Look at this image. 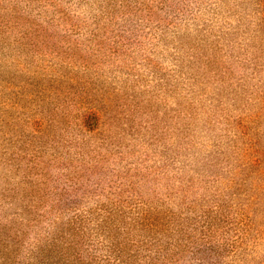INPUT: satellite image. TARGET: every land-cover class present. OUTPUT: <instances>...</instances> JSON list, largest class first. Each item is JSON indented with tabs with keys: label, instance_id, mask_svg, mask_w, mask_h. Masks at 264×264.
<instances>
[{
	"label": "rangeland",
	"instance_id": "obj_1",
	"mask_svg": "<svg viewBox=\"0 0 264 264\" xmlns=\"http://www.w3.org/2000/svg\"><path fill=\"white\" fill-rule=\"evenodd\" d=\"M0 264H264V0H0Z\"/></svg>",
	"mask_w": 264,
	"mask_h": 264
}]
</instances>
